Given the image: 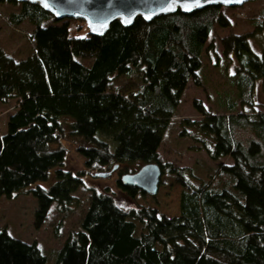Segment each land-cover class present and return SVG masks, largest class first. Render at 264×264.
<instances>
[{
	"label": "trees",
	"instance_id": "16d2710c",
	"mask_svg": "<svg viewBox=\"0 0 264 264\" xmlns=\"http://www.w3.org/2000/svg\"><path fill=\"white\" fill-rule=\"evenodd\" d=\"M2 2L20 5L9 20L34 27V50L15 60L0 48V104L16 102L0 134V197L31 193L39 226L52 205L64 213L76 203L73 193L83 185L85 169L117 165L120 177L156 162L162 174L182 175L180 167L160 162L158 148L187 82L200 85L204 49L216 54L212 42L206 45L209 34L231 25L221 5L150 21L137 17L130 25L116 20L102 35H78L80 30L37 3ZM263 27L257 23L255 31L220 39L224 57L236 62L242 110L215 114L193 99L200 119L180 122L179 135L211 160L231 159L218 165L216 185L208 181L182 190L179 214L172 217L159 216L155 208L125 210L108 189L90 188L78 228L50 253L52 264H264V113L252 110L255 83L264 78V54L255 53L250 42ZM120 76L138 77L139 87L120 92L114 84ZM66 138L77 141L83 171L64 167ZM133 162L141 164L130 170L126 164ZM51 171L55 181L41 186ZM116 183L130 198L145 194L119 178ZM136 222L143 225L139 234ZM47 256L35 242L0 226V264H47Z\"/></svg>",
	"mask_w": 264,
	"mask_h": 264
},
{
	"label": "rangeland",
	"instance_id": "374dc122",
	"mask_svg": "<svg viewBox=\"0 0 264 264\" xmlns=\"http://www.w3.org/2000/svg\"><path fill=\"white\" fill-rule=\"evenodd\" d=\"M19 4L0 3V48L15 60H21L33 52L34 42L31 38L34 27L24 20L20 24H12L9 15L18 13ZM222 13L230 20L231 25L227 28L214 27L208 36L206 45L214 44L212 51L204 49L201 55V68L199 70L200 85H195L192 80L187 82L180 103L170 119L169 125L163 134L162 142L158 148L161 163H170L173 167L183 169L182 175L164 173L161 176L158 191L155 195L137 193L130 198L117 187L118 171H114L107 177H96L95 172L106 170L85 169V160L76 151L77 141L66 138L61 141L66 148V159L64 167L73 171H83V185L79 186L73 195L77 198L76 203L66 212L61 213L52 205L45 221L41 225L35 224V210L37 199L29 192H23L12 198L0 197V226L6 227L10 235L25 242H35L43 253L47 254V264H52L55 259L52 251L59 248L66 236L78 228L82 214L85 212L90 188L96 190L108 189L114 196L117 204L125 209L146 207L155 208L158 215L168 217L179 214V200L182 190H191V187L208 182L215 186L218 179L217 170L220 163L231 164L230 158L211 160L204 150L196 149L198 144L191 138L180 136V122L183 118L192 120L200 119V115L192 105L193 99L200 100L203 105L215 114H230L242 110L237 97L234 59L224 57L220 39L229 34L250 33L255 31L257 23H264V0H253L235 7H221ZM71 30H80L78 35L89 33L85 22L81 19H63ZM84 22V23H83ZM54 23L53 20L45 21L43 24ZM252 49L258 55L264 54V27L256 36L250 38ZM216 55L218 57H216ZM119 91L125 94L135 91L140 80L136 76H120L114 80ZM254 113H264V78L257 80L252 94ZM234 105L231 109L230 105ZM249 110L248 106L243 107ZM16 109L15 100L0 104V134L6 132L7 119ZM250 116H254L251 115ZM246 136V135H245ZM242 137H244L242 135ZM140 162L126 164L130 170L137 169ZM110 171V170H108ZM218 180V181H217ZM224 178L222 177V181ZM55 181L53 171L46 182L41 186L48 188ZM137 223L136 234L143 230V225Z\"/></svg>",
	"mask_w": 264,
	"mask_h": 264
},
{
	"label": "water",
	"instance_id": "95a60500",
	"mask_svg": "<svg viewBox=\"0 0 264 264\" xmlns=\"http://www.w3.org/2000/svg\"><path fill=\"white\" fill-rule=\"evenodd\" d=\"M37 3L49 11L54 19H81L90 34L102 35L116 20L130 25L137 17L145 21L180 10L189 13L207 6L221 5L235 7L253 0H17ZM117 169L95 172L96 177L110 176ZM162 170L158 163L149 162L136 171L119 177L121 184L136 187L149 195L158 191Z\"/></svg>",
	"mask_w": 264,
	"mask_h": 264
}]
</instances>
